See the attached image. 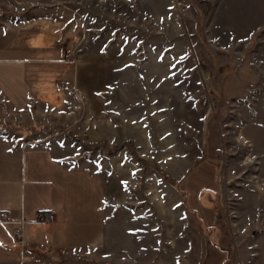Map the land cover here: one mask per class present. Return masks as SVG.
Wrapping results in <instances>:
<instances>
[{
	"label": "rangeland",
	"instance_id": "rangeland-1",
	"mask_svg": "<svg viewBox=\"0 0 264 264\" xmlns=\"http://www.w3.org/2000/svg\"><path fill=\"white\" fill-rule=\"evenodd\" d=\"M30 2L73 11L78 25L57 42L64 63L107 52L106 110L93 116L69 85L53 101L0 102V135L52 136L60 158L104 177L111 211L97 246L24 264H201L208 244L223 264H264V0H20L16 9ZM204 161L216 188L193 204L208 209L209 226L184 186Z\"/></svg>",
	"mask_w": 264,
	"mask_h": 264
},
{
	"label": "crops",
	"instance_id": "crops-1",
	"mask_svg": "<svg viewBox=\"0 0 264 264\" xmlns=\"http://www.w3.org/2000/svg\"><path fill=\"white\" fill-rule=\"evenodd\" d=\"M18 1L0 0V102L24 108L30 100H56L74 85L93 116L104 115L107 52L81 50L74 66L64 63L57 42L78 25L73 11L30 2L20 13ZM55 67L65 80L54 73ZM51 137L19 144L0 135V213L25 222L23 247L13 237L14 224L0 222V264L31 263L49 253L69 257L97 246L104 236L111 211L109 184L75 160L60 158L50 146L55 141ZM214 170L204 161L184 182L189 204L200 211L206 226L211 223L209 212H204L208 209L193 202H198L202 190L216 188ZM43 212L52 213L54 221L37 222ZM205 250L201 264H223L224 253L217 246L208 244Z\"/></svg>",
	"mask_w": 264,
	"mask_h": 264
},
{
	"label": "built area",
	"instance_id": "built-area-1",
	"mask_svg": "<svg viewBox=\"0 0 264 264\" xmlns=\"http://www.w3.org/2000/svg\"><path fill=\"white\" fill-rule=\"evenodd\" d=\"M18 12L22 13L26 11V7H20L17 10ZM71 50L66 52L65 58H70L71 60ZM66 60V59H65ZM54 215L50 212H43L40 213L37 216V222L39 223H51L54 221ZM0 222L1 223H13L14 227H13V237L16 241V243L18 245H20L21 247L24 246V224L25 222L23 220L20 221H12L9 216L5 213V212H1L0 213Z\"/></svg>",
	"mask_w": 264,
	"mask_h": 264
},
{
	"label": "bare ground",
	"instance_id": "bare-ground-1",
	"mask_svg": "<svg viewBox=\"0 0 264 264\" xmlns=\"http://www.w3.org/2000/svg\"><path fill=\"white\" fill-rule=\"evenodd\" d=\"M259 116V115H258ZM248 140V139H247ZM255 147V146H254ZM254 149V148H253Z\"/></svg>",
	"mask_w": 264,
	"mask_h": 264
}]
</instances>
